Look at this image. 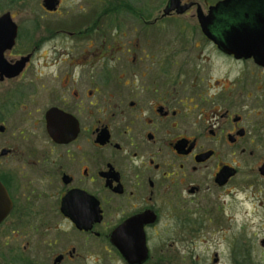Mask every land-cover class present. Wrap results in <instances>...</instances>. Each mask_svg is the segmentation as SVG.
Listing matches in <instances>:
<instances>
[{
    "label": "flooded vegetation",
    "instance_id": "obj_1",
    "mask_svg": "<svg viewBox=\"0 0 264 264\" xmlns=\"http://www.w3.org/2000/svg\"><path fill=\"white\" fill-rule=\"evenodd\" d=\"M56 1L2 53L28 59L0 72V258L128 264L143 237L144 264L241 193L264 210V0Z\"/></svg>",
    "mask_w": 264,
    "mask_h": 264
},
{
    "label": "rangeland",
    "instance_id": "obj_2",
    "mask_svg": "<svg viewBox=\"0 0 264 264\" xmlns=\"http://www.w3.org/2000/svg\"><path fill=\"white\" fill-rule=\"evenodd\" d=\"M160 1L150 0L149 5L155 8ZM41 2L42 0H0V15L9 11L18 26L20 36L13 52L29 50L33 42L30 37L34 34L32 31L45 28L57 19L58 16L45 15L41 9ZM89 2L91 3L89 12H92L94 0H89ZM104 2L106 0H102V6ZM78 5L88 8L83 0H63L62 9L69 8L73 13L77 11ZM103 20L109 24L108 18ZM26 77H30L29 73ZM213 220L209 222L203 220L190 226L169 230L166 237L176 232L175 242L171 245L168 243L163 245L154 240L151 244L152 256L144 264H264V245L261 244V239L264 238V210L256 207L252 198L241 193L238 200L230 201L226 215L221 218L220 223L217 224ZM161 248L162 251H160ZM160 252H163V259H159L162 255ZM214 253L217 254L216 261H214ZM0 264H32V262L0 258ZM83 264L126 263L115 256L103 255L97 263L87 260Z\"/></svg>",
    "mask_w": 264,
    "mask_h": 264
},
{
    "label": "water",
    "instance_id": "obj_3",
    "mask_svg": "<svg viewBox=\"0 0 264 264\" xmlns=\"http://www.w3.org/2000/svg\"><path fill=\"white\" fill-rule=\"evenodd\" d=\"M228 1L229 0H224L222 4H225ZM55 4H57L56 0H43V5L47 9L50 10L54 9ZM16 35H17V24L13 20L11 13L9 11L2 13L0 15V72L1 75L5 74L7 77L17 75L23 68L26 60L28 59V57H22L20 60L16 61V63L11 65L7 63L5 59H3L2 57L3 51L13 46ZM236 36L238 37L239 35ZM232 44L238 46L237 41L232 42ZM5 199H6V195L0 183V220L7 213L8 206L4 205ZM119 247H121V250H123V254H125L128 264H141L147 258V249L144 245L143 237H141V241L137 243H131V244L121 243ZM132 252L135 254L133 255ZM216 260L217 259L214 258V261Z\"/></svg>",
    "mask_w": 264,
    "mask_h": 264
}]
</instances>
